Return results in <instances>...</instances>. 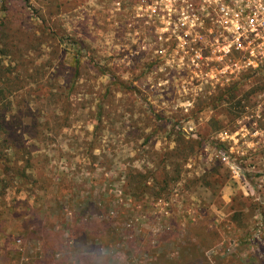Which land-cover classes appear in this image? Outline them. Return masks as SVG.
<instances>
[{
  "label": "rangeland",
  "instance_id": "374dc122",
  "mask_svg": "<svg viewBox=\"0 0 264 264\" xmlns=\"http://www.w3.org/2000/svg\"><path fill=\"white\" fill-rule=\"evenodd\" d=\"M134 2L0 0V264L261 261L218 156L239 116L162 65Z\"/></svg>",
  "mask_w": 264,
  "mask_h": 264
},
{
  "label": "built area",
  "instance_id": "2783aa9c",
  "mask_svg": "<svg viewBox=\"0 0 264 264\" xmlns=\"http://www.w3.org/2000/svg\"><path fill=\"white\" fill-rule=\"evenodd\" d=\"M137 3L148 9L141 17L161 25L152 35V46L164 59L162 65L183 69L189 83L209 84L218 90L242 83L243 89L252 91L258 80L264 82V0ZM250 96L249 103L235 110L239 117L233 129L218 135L220 142L230 143L231 156L223 151L218 156L258 206L257 220L261 219L252 242L264 250V195L260 192L264 190V90ZM260 254L259 264H264V251Z\"/></svg>",
  "mask_w": 264,
  "mask_h": 264
},
{
  "label": "trees",
  "instance_id": "16d2710c",
  "mask_svg": "<svg viewBox=\"0 0 264 264\" xmlns=\"http://www.w3.org/2000/svg\"><path fill=\"white\" fill-rule=\"evenodd\" d=\"M264 90V82L262 80H258L257 84L255 85L254 89L252 91H247L246 89H243V85L236 84L231 87H227L224 89H221L219 94L214 97H210L212 99L211 104L213 105V110H217L219 115H225L227 117L229 116H235V110H240L245 103H249L250 101V95L259 91ZM206 106H209V104H206ZM219 107H222L219 111ZM227 108V109H226ZM228 111L227 114L225 111ZM232 121V120H231ZM216 125L218 126V130L221 129V124L219 122H216ZM2 147H0V158L4 155L1 153ZM0 170L3 172L5 165L0 163ZM21 174H16L15 177L21 178ZM23 178V177H22Z\"/></svg>",
  "mask_w": 264,
  "mask_h": 264
}]
</instances>
